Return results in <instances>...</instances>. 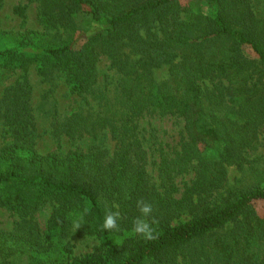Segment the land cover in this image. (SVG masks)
<instances>
[{
    "label": "trees",
    "instance_id": "trees-1",
    "mask_svg": "<svg viewBox=\"0 0 264 264\" xmlns=\"http://www.w3.org/2000/svg\"><path fill=\"white\" fill-rule=\"evenodd\" d=\"M27 1L38 3L45 31L12 33V45L0 47V68L25 72L0 95L9 138L0 146V207L19 215L0 229V264H264L255 207L264 182L229 181L231 167L264 178V0H206L208 11L181 0ZM101 55L121 76L115 90L100 95L98 110L56 121L54 132L105 129L115 152H39L29 67L83 95L97 83ZM146 114L184 123L173 147L154 137L158 183L141 137ZM191 172L181 188L178 177ZM138 199L153 205L155 240L130 234ZM45 204L53 205L46 231L35 218ZM106 209L120 212V232L101 230ZM84 235L102 242L73 257L72 238Z\"/></svg>",
    "mask_w": 264,
    "mask_h": 264
},
{
    "label": "rangeland",
    "instance_id": "rangeland-1",
    "mask_svg": "<svg viewBox=\"0 0 264 264\" xmlns=\"http://www.w3.org/2000/svg\"><path fill=\"white\" fill-rule=\"evenodd\" d=\"M182 5L187 8L196 6L203 11L211 9L212 5L206 0H181ZM27 6L25 16L22 17L15 12L16 7ZM38 3L27 0H0V47L10 46L15 40L12 33L25 32L29 30L44 32V26L38 20ZM49 30V29H48ZM54 32V31H50ZM85 36L83 32L77 35V44L82 42ZM250 54V51H246ZM98 66V80L92 90L78 95L70 94L69 85L63 77L57 80L56 86L44 80L38 73L36 67L30 66L26 72L33 87V109L36 116V148L41 153L59 152L66 154L69 151L100 150L107 156H112L115 152V142L108 130H101L97 135L84 134L70 137L65 134L56 135L54 123L63 120L75 110L96 111L99 108L100 95L103 92L113 93L120 80V74L111 67V60L106 55H101ZM161 73V72H160ZM25 72L22 69L9 70L0 68V95L3 90L15 83ZM142 122V140L148 151V171L152 181L159 182L157 163L159 161V151L154 144V137L168 147L177 145L181 138L183 124L179 119L170 115L161 116L158 114H146ZM9 138L5 136L4 125L0 121V146L7 142ZM262 149L260 152H263ZM260 154L256 153L255 155ZM264 168V161L259 162ZM194 173L184 174L178 177L177 183L183 188L186 182H190ZM242 184L250 182H264L262 176L253 172L251 167L240 170L237 167L229 169L230 183ZM244 181H247L244 183ZM243 186V185H242ZM255 207L259 214L264 215V200L255 202ZM53 205L45 204L36 213L35 218L41 228L46 231L48 219L52 213ZM19 215L5 207H0V229L10 230L14 227ZM110 240L118 242L123 236L111 235ZM74 244L73 257H82L93 252L98 247L102 239L97 236H76L72 238Z\"/></svg>",
    "mask_w": 264,
    "mask_h": 264
},
{
    "label": "clouds",
    "instance_id": "clouds-1",
    "mask_svg": "<svg viewBox=\"0 0 264 264\" xmlns=\"http://www.w3.org/2000/svg\"><path fill=\"white\" fill-rule=\"evenodd\" d=\"M136 207L140 215L133 218L131 224V235H136L143 238L146 241H152L158 238V232L155 225L158 224V221L155 219L153 214V205L143 199H138L136 201ZM90 209L85 208L83 213L80 215L79 219H83V215L88 214ZM121 218L120 212L112 211L110 209L105 210V215L103 218V223L101 224V230L107 231L109 233L115 231L120 232V225L118 220ZM81 227L80 222H75V228L78 229Z\"/></svg>",
    "mask_w": 264,
    "mask_h": 264
}]
</instances>
